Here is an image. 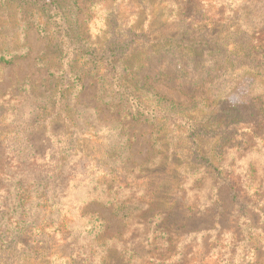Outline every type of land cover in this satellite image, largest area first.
<instances>
[{
  "label": "rangeland",
  "instance_id": "374dc122",
  "mask_svg": "<svg viewBox=\"0 0 264 264\" xmlns=\"http://www.w3.org/2000/svg\"><path fill=\"white\" fill-rule=\"evenodd\" d=\"M74 1L78 39L87 45L124 40L128 31L137 47L144 35L169 37L172 44L161 43L140 77L166 68V77L147 84L183 106L187 92H204L197 89L204 84L215 100L211 117L192 122L208 129L186 133L190 125L180 120L157 137L151 119L119 124L97 102L90 75L67 104L81 117L74 130L82 133L89 121L96 139L78 138L60 117L29 128L37 113L52 117L49 101L30 91L47 87L37 61L54 62L55 51L28 29L26 58L0 64V264H264V0ZM189 47L199 51L198 65L178 91L168 81L190 59ZM21 83L26 90L18 91ZM121 125L127 129L119 133ZM112 150L122 154L117 162L98 157ZM26 153L64 158L50 191L37 175L54 169L20 161Z\"/></svg>",
  "mask_w": 264,
  "mask_h": 264
},
{
  "label": "trees",
  "instance_id": "16d2710c",
  "mask_svg": "<svg viewBox=\"0 0 264 264\" xmlns=\"http://www.w3.org/2000/svg\"><path fill=\"white\" fill-rule=\"evenodd\" d=\"M71 6L75 10H72ZM74 11H78L74 0L72 3H67L66 0H0V64L9 65L17 59L26 58L29 53V48L25 45L28 29L34 30L39 37L47 40L48 46L55 51L54 62H46L45 57L37 61V65L44 67L48 74L47 87L41 86L30 91V93H38L40 99L49 101L51 108L48 112L52 113V117L46 120L41 118V116L47 115L45 114L46 110L43 113H37L34 121L27 123L29 128H40L52 119L60 117L64 124L71 128V131H76L74 129L78 128V122L81 117L67 103L70 104L72 100H75L76 103L77 95L82 90L81 78L90 75L98 82L97 102L104 108V111L109 112L107 113L109 116H114V121L119 124H121L122 118L138 124H149L151 119L156 122L155 125L151 123L149 125H151L153 132L156 131L157 137L163 131H170V129L176 131L181 121L185 125H188V123L190 125L185 131L186 133L193 130L195 133V131L203 129L207 131L208 125L195 128L193 125L196 122H192V117L205 115L202 120L208 118L211 115L207 117V114L210 113L209 108L215 103V100L209 99L210 90L205 89L206 86L204 84L198 86L199 88L197 89H204L205 93L202 91L196 92L195 89L190 90L186 94L189 102L186 106H183L167 100L147 84L148 80L155 81L156 76L158 78L166 77V74L162 73L166 68H161L163 69L160 70L161 72L153 74L154 78L152 79L149 75L140 77L144 69L149 68V63L152 60L151 56H159L158 48L161 43L163 47L166 44H172L168 39L169 37L164 40H152L149 36L144 35L139 43L143 47H137V35L128 31V35L124 40H118L117 36H115L101 46L87 45L83 40L78 39L79 34H77V31L79 27L77 20H74L76 15H74ZM114 35H117V33H114ZM5 39H9L13 44L6 46ZM148 46H150L151 51L146 52L145 47L147 48ZM187 52L190 54V59L186 60L185 64H182L175 71V78L168 81L171 88L178 91H182L180 88L183 85L182 80L188 75L187 70L195 69L198 65L194 57L199 54V51L189 47ZM180 53V58L183 60L185 53L183 51ZM79 62H83V64L87 62V65H82L80 68L72 70L73 66ZM63 66L67 69L63 70ZM52 78H55V80ZM207 78L209 81L212 79L210 76ZM73 81L76 84H73ZM23 83L18 86V91L26 90ZM40 108L45 109L44 106ZM96 114L98 115V111H96ZM160 115H164L165 118H160ZM174 115L179 116V118ZM84 123L87 129L82 130V133L76 131L75 135L80 139H83L84 136L91 140L96 139L95 127L89 121H84ZM126 129V127L121 125L119 133ZM253 137H256V135L253 134ZM62 144L66 150L56 146L54 148L55 152L65 150V153H67L69 151L71 145L67 146L69 144L67 142ZM126 144L127 142H125L124 147L128 146ZM163 146L160 148L162 149ZM124 147L122 150H128L127 147L125 149ZM116 153L112 150L110 155L104 153V155H98V157H105L109 163H114L119 159L117 157L122 156V154L119 153L117 155ZM159 157L160 160L158 162L163 163L162 165H165V161L169 159L164 151L161 152ZM54 158L55 153L52 154V157L47 162H45L43 155L36 153H31L30 155L26 153L19 156L20 161L41 162L52 166L54 170L40 172L37 175L38 184L45 183L44 188L46 191H50L52 183L55 184L57 182L56 178L58 177L56 174L59 173V168L62 165L60 163L64 160L63 157L59 160H54ZM125 160H128V158H125ZM173 165L174 163L172 162L171 167ZM47 168L50 167L48 166ZM168 190L169 188L162 194H168ZM151 195H156L155 200H160L163 206H167V202L159 197L158 192L151 193Z\"/></svg>",
  "mask_w": 264,
  "mask_h": 264
}]
</instances>
